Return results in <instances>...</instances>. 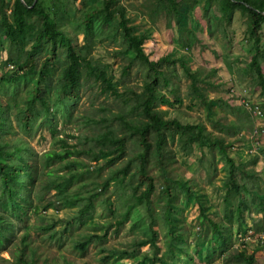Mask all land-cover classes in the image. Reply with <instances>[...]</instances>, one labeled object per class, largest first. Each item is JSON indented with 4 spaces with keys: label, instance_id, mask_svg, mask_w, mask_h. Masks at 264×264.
<instances>
[{
    "label": "rangeland",
    "instance_id": "obj_1",
    "mask_svg": "<svg viewBox=\"0 0 264 264\" xmlns=\"http://www.w3.org/2000/svg\"><path fill=\"white\" fill-rule=\"evenodd\" d=\"M6 1L10 5L14 0ZM96 3L98 0H67L68 15L64 22L68 23L72 17L80 18L83 8ZM147 4V0H117L110 7L124 10L132 32L144 36V52L149 59L158 60L149 75H156L155 86L164 97L163 102H158V108L166 118H176L182 123L202 122L207 129L231 141L234 147L229 149V155L242 168L238 167L235 174L248 187L237 192L225 184V156L217 148L197 142L188 144L177 134L168 138L170 169L167 174L175 171L190 176L197 193L187 196L176 188L174 199L180 205L179 222L182 223V227L177 228L181 235L177 244H181L184 251L176 248L174 256L166 254V264H229L226 253L238 247L246 248L247 252L254 250L255 264H264V208L260 203L261 198L264 200V98L257 83L256 70L249 66L253 53L252 41L247 35L249 14L247 10L235 8L220 19L215 5L206 4L205 0L199 1L194 8L188 2L180 1L179 9L187 29L179 32L174 18L166 15L163 4H158L154 11H150ZM43 5L44 11L52 16L51 0H43ZM120 19L119 13L115 12L103 28L101 19L95 17L87 51V57L115 82L116 92L103 90L101 80L85 77L78 99L66 107L55 99L51 88L38 84V93L48 100L49 112L44 121L40 114L34 117L29 133L23 128L18 129L15 113L37 86V70L28 71L29 66L25 64L24 72L19 75L23 69H18L15 61L24 58L29 44L21 42L15 46L1 37L0 98L11 106V126L16 130L12 133L2 128V135L8 139L14 135L25 137L36 152L37 165L45 150L59 148L58 137L65 138L72 148L81 150L71 158L82 164L84 170L69 189L86 194V190L97 186L100 194L96 195L89 215L80 220L73 217L81 205L60 208L61 201L56 199L53 188L42 200L35 202L41 206L37 213L29 210L20 218L10 216L13 241L0 244V264L10 263L14 247L24 231L28 232V240L35 246L37 259L45 260L44 264H156L149 259L150 245L136 246L141 239L150 236L151 216L146 204L135 205L121 224L116 222L126 206L134 202L132 188L136 187L139 192L145 187L144 183L138 182L141 179L139 174L131 177L132 174L127 172L122 181L118 179L119 175L115 176V169L135 153L131 136L125 133L128 147L122 157L113 162L105 163L108 154H102L96 160L93 157L98 147L95 140L98 132L111 123L121 130L114 120L115 115L119 112L130 115L135 92L140 91L146 77L144 65L138 61H134L128 70L122 67L129 62L132 50L126 49L121 33H113L121 29ZM259 34L263 53L261 69L264 72V24ZM188 38L194 40L185 46ZM166 54L172 60L161 58ZM61 64L52 73V85ZM158 68L165 74H159ZM192 72L198 76L195 80L189 76ZM15 73L18 74L16 80H1V77L4 79ZM164 76L171 77L169 83L163 80ZM242 98L257 105L239 108ZM37 107L41 108L39 103ZM48 118L55 126L54 131H51ZM220 123L232 125L239 131L236 132L235 128L227 130ZM5 125L9 128V122L4 120L1 126ZM256 145L259 146L257 152ZM51 166L57 170L60 164L54 162ZM157 168L149 166L154 184L149 197L151 211L156 216L153 227L158 230V254H161L167 248V225L159 215L164 207L162 188L165 176ZM130 170H134L133 161ZM100 184L105 186L103 190ZM198 194H201L200 203L195 198ZM49 199H55L58 210L57 206L43 207ZM46 224L53 225L42 229ZM214 225L223 233V241H220ZM91 233H104V236L95 237L84 250L79 251L73 246L75 241Z\"/></svg>",
    "mask_w": 264,
    "mask_h": 264
},
{
    "label": "trees",
    "instance_id": "obj_2",
    "mask_svg": "<svg viewBox=\"0 0 264 264\" xmlns=\"http://www.w3.org/2000/svg\"><path fill=\"white\" fill-rule=\"evenodd\" d=\"M117 0H98L96 4L87 5L82 9L80 18L74 17L68 23H65L67 0H51L52 16L44 11L43 0H14L10 5L6 0H0V41L3 42V37L9 44L19 45L21 42L29 44V48L25 51L24 58L16 60L18 69H23L24 65L28 64V71L37 70V80L33 93L20 103V107L15 113L18 129H24L25 132H30L31 122L37 114L43 119L46 118L49 112L47 99L38 93V84H44L51 88L55 93V99L64 103L66 107L78 99L79 89L85 77H94L95 80H101L103 90H111L116 92L115 82L107 77L106 71L100 69L89 57L87 51L90 48L89 39L92 37L93 19L100 18L103 28H105L115 12H118L120 19L119 32L115 30L113 33H121L122 39L126 44V49L132 50L129 62L123 65V69H129L134 61L144 65L146 77L142 81L140 91L135 92L134 102L131 105L129 116L124 112L116 113L115 121L119 123L121 130L107 124L106 128L99 131L96 136L98 144L95 160L102 154H108L109 157L105 163L113 162L115 159L122 157L124 151L128 147L125 133L131 137L132 145L135 153L132 158L124 163L121 167L115 169V176L119 175V180L125 173H131V177L140 175V184L144 183L145 187L137 192L136 187L132 188V197L134 202L129 203L120 218L116 219L118 224H121L129 215L135 205L145 203L151 221L149 225L150 236L141 239L136 243V246L150 245L151 256L150 260L156 264H166L165 255H175V249L184 251L181 244V235L177 228L182 227L179 222L180 205L175 201L176 188L182 190L185 195H194L196 190L193 188L192 178L180 172L169 173V151L167 148V140L177 134L181 139L188 144L197 142L200 145H206L210 148H217L221 154L225 156V170L227 180L225 184L234 191L240 192L243 189H248L244 181L240 180L235 174V170L241 166L234 163L229 155V149L234 147L231 141H226L224 136L215 134L212 130L202 122L182 123L176 118H166L162 111L158 108V102L164 101V97L160 96L156 84L155 74L150 75V69L155 67L158 60L149 59L143 50V35H137L132 32V26L127 24V17L124 15L123 9L111 8L110 5ZM180 1L188 2L192 8L202 0H147L146 5L150 11H154L158 4H163V9L168 16H172L179 32L187 29L183 24V15L179 9ZM206 4L215 5L219 12V18H223L233 11L235 8L247 10L249 14V24L247 27V35L250 38L251 50L253 51L251 60L249 61L250 68L256 70L257 83L261 88V94L264 98V72L261 69V61L263 53L260 46V29L264 24V0H205ZM36 23V24H35ZM81 26V29L78 28ZM36 27V28H35ZM111 33V34H113ZM192 33V32H191ZM194 39L196 35L193 33ZM202 38V37H201ZM193 39V40H194ZM193 40H188L184 43L189 46ZM81 44H76L79 43ZM0 42V44H1ZM38 57L40 59L38 60ZM164 60H172L166 54L161 57ZM14 60V58H8ZM7 62V60H5ZM61 62H63L61 64ZM61 64V68L56 77V81L52 85V73ZM153 69V68H152ZM159 74L164 75L165 71L158 68ZM18 74H10L6 80L12 82L18 78ZM148 75V76H147ZM195 73H189V76L195 80L198 76ZM171 77H163L167 83ZM193 82V81H192ZM194 83V82H193ZM194 85V84H193ZM194 87H196L194 85ZM40 105V109L37 107ZM249 103V106H248ZM259 103V102H258ZM256 103L249 99L240 100L239 108H253ZM260 105V104H259ZM241 106V107H240ZM11 106L8 102H3L0 98V244L4 241H10L11 230L10 224L12 220L10 216L16 218L22 217L29 210L37 213L40 210V205L35 203L45 197V194L51 189H54L56 199L60 200V208L66 205L80 204L73 219L80 220L85 215H89L93 209L94 199L100 194L97 191V186L86 190L87 193L81 194L78 191H71L69 186L74 179L80 178L83 173L82 164L71 157L79 154L81 150L72 148V145L65 138L58 137L60 141L59 148H50L42 154L43 159L40 164L36 163V152L29 141L22 136L14 135L12 138H4L2 128L6 132L15 133L14 126H11ZM49 125L51 131H54L52 120ZM9 122V128L1 126L3 121ZM227 130L234 129L238 132L239 129L232 125H222ZM240 128V127H239ZM237 129V130H236ZM122 131V132H121ZM5 132V131H4ZM259 146H255L256 148ZM83 151V150H82ZM134 163V170H130L131 162ZM54 162H59V169L52 168ZM79 165L81 167L79 168ZM149 166L158 167L157 169L164 173V185L162 188V197L164 207L159 215L164 220L167 227V235L165 238L166 250L158 254L159 247L157 244L158 230L153 227L156 221V216L151 211L152 200L149 197L153 189L152 174L149 173ZM119 172L122 174L120 176ZM245 172V170H243ZM107 183V182H106ZM105 183V184H106ZM101 190L105 188L100 184ZM201 194L195 198L201 201ZM55 199H49L43 207H56ZM260 203L264 208V200L261 198ZM58 210L59 207L57 206ZM203 218L206 214L202 209ZM53 224H46L42 229H49ZM220 241L224 240V235L218 230V226L214 225ZM28 232L24 231L21 234L18 244L14 247L12 259L9 264H44L45 260L39 261L35 253V246L31 245L28 240ZM103 234L91 233L86 238L79 239L74 242L73 246L79 251L84 250L95 237L101 238ZM225 257L229 264H255V251L247 252L246 248L238 247L229 250ZM146 256V253H145Z\"/></svg>",
    "mask_w": 264,
    "mask_h": 264
},
{
    "label": "built area",
    "instance_id": "obj_3",
    "mask_svg": "<svg viewBox=\"0 0 264 264\" xmlns=\"http://www.w3.org/2000/svg\"><path fill=\"white\" fill-rule=\"evenodd\" d=\"M242 101H245V98H242Z\"/></svg>",
    "mask_w": 264,
    "mask_h": 264
}]
</instances>
